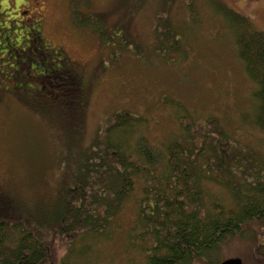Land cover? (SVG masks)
<instances>
[{
  "label": "rangeland",
  "instance_id": "1",
  "mask_svg": "<svg viewBox=\"0 0 264 264\" xmlns=\"http://www.w3.org/2000/svg\"><path fill=\"white\" fill-rule=\"evenodd\" d=\"M222 1L264 31V0ZM192 2L195 16L189 10ZM73 7L81 14L98 13L108 26L124 27L140 53L124 49L112 54L113 47L104 44L97 32L74 25ZM10 22L8 28L0 19V189L7 193V198L2 196L4 203L8 201L3 211L11 224L39 228L40 219L45 227L46 215L51 217L62 203L60 177L77 174L80 150L95 143L113 115L121 111L147 118L144 133L152 144L179 134L177 117L182 108L199 129L215 139L207 122H211L208 117H217L216 125L230 139L232 151L246 150L256 161H264V132L250 124L255 86L244 72L222 17L209 8L207 0H43L42 40L61 47L82 65L88 90L82 119L75 105H64L60 94L59 98L45 96L36 82L12 86L18 72L15 64L8 63L10 50L3 46L15 31ZM165 29L180 36L182 51L176 53L161 42ZM11 36L16 44L17 37L24 38L25 33L16 28ZM51 81L44 80L45 93L60 90ZM116 213L110 228H117L111 231L110 240L98 238L97 244H90L79 255L77 249L84 245L68 243L71 234L56 236L51 240L52 260L57 264H140L141 256L125 249L133 223V199ZM243 230L225 237L206 259L190 264H215L228 258H239L242 264H264V220L249 222ZM70 245L77 247L73 255H68Z\"/></svg>",
  "mask_w": 264,
  "mask_h": 264
},
{
  "label": "trees",
  "instance_id": "2",
  "mask_svg": "<svg viewBox=\"0 0 264 264\" xmlns=\"http://www.w3.org/2000/svg\"><path fill=\"white\" fill-rule=\"evenodd\" d=\"M207 4L222 17L244 72L255 86V113L250 124L264 132V31L222 0L220 4L207 0ZM189 10L195 16L193 2ZM83 14L75 7L71 9L74 25L97 32L104 44L113 47L112 54L124 49L140 53L124 27L108 26L95 12ZM160 36L172 51H182L179 35L165 29ZM27 40V49L10 47L18 72L12 86L36 82L45 96L59 98L60 94L64 105H75L82 119L88 91L82 75L76 78L62 65V73H54L62 77L59 84L56 82L61 91L45 93L46 79L28 76L35 75L30 65L37 68V73L48 71L49 60L41 51L49 49V44L37 33ZM188 112L182 108V115L177 117L179 134L164 137L157 144L144 133L148 128L146 117L128 111L115 113L95 143L80 150L77 174L60 177L62 203L51 217L46 215L45 227L40 219L39 228L11 224L3 211L8 206V201L2 200L7 193L0 189V264H57L52 260L51 240L65 233L73 236L68 243L84 245L79 249L70 245L68 255L75 249L81 255L90 244H97L98 238L110 240L111 231L117 228H110L116 210L130 199L134 216L125 249L130 255L141 256L140 264H190L206 259L225 237L242 233L249 222L264 220V161H256L246 150L232 151L230 139L216 125L217 117L210 116L211 122H207L214 129L215 139L199 129ZM76 141L80 149L79 136Z\"/></svg>",
  "mask_w": 264,
  "mask_h": 264
},
{
  "label": "flooded vegetation",
  "instance_id": "3",
  "mask_svg": "<svg viewBox=\"0 0 264 264\" xmlns=\"http://www.w3.org/2000/svg\"><path fill=\"white\" fill-rule=\"evenodd\" d=\"M0 19L7 24L8 28L11 26L14 27L15 31L10 32V40L7 38L3 46H7L8 50L10 47H15L18 49H27L26 45H28V40L34 33H37L42 38L41 25L43 19V0H0ZM16 28L23 29L25 33V38L23 39L21 36L17 37L16 44H12V34L16 33ZM35 28V30H33ZM20 31V30H19ZM5 38V37H4ZM3 38V40H4ZM23 41L25 43H23ZM49 49L42 50L41 53L45 55V59L48 58L50 65L48 67V71L45 74L37 73L34 66L30 65L29 69L33 71L32 74L34 76H28L29 79H34V77L53 79L52 83L59 84L58 82L62 79V77L55 76L54 73H62V65L66 66L68 69V73L71 75H75L78 78L77 74H82L81 64L75 62L66 52H64L61 47H55L49 44ZM6 51V52H7ZM9 60L8 63L14 64L13 58L9 55L7 57ZM46 76V77H42ZM47 82H50L47 81Z\"/></svg>",
  "mask_w": 264,
  "mask_h": 264
},
{
  "label": "water",
  "instance_id": "4",
  "mask_svg": "<svg viewBox=\"0 0 264 264\" xmlns=\"http://www.w3.org/2000/svg\"><path fill=\"white\" fill-rule=\"evenodd\" d=\"M218 264H242L239 258H228L220 261Z\"/></svg>",
  "mask_w": 264,
  "mask_h": 264
}]
</instances>
